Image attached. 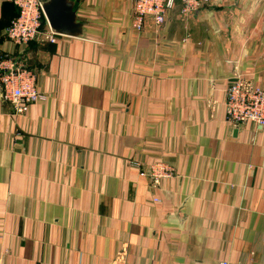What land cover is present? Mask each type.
Instances as JSON below:
<instances>
[{"label":"crops","instance_id":"1","mask_svg":"<svg viewBox=\"0 0 264 264\" xmlns=\"http://www.w3.org/2000/svg\"><path fill=\"white\" fill-rule=\"evenodd\" d=\"M75 1L85 38L20 47L0 0V59L43 94L24 115L0 95L4 264H264V128L224 107L236 76L264 88V0H177L141 30L132 0ZM156 161L175 175H141Z\"/></svg>","mask_w":264,"mask_h":264},{"label":"built area","instance_id":"2","mask_svg":"<svg viewBox=\"0 0 264 264\" xmlns=\"http://www.w3.org/2000/svg\"><path fill=\"white\" fill-rule=\"evenodd\" d=\"M45 0H13L18 14L9 23L6 36L15 45L27 47L32 42H57L60 34L50 26L45 28L43 2ZM208 0H180L182 15L189 17L196 13ZM134 28L141 30L147 19L162 25L175 8L177 0H132ZM0 95L12 104L16 115H24L30 106L43 98L38 90L37 75L22 58L6 55L0 59ZM227 121L234 127L252 122L264 128V88L251 84L242 76H236L226 89L224 101ZM141 175L154 184L173 177L175 172L167 163L139 165ZM158 201V199H155ZM0 264H4L0 256ZM220 264H229L226 261Z\"/></svg>","mask_w":264,"mask_h":264},{"label":"water","instance_id":"3","mask_svg":"<svg viewBox=\"0 0 264 264\" xmlns=\"http://www.w3.org/2000/svg\"><path fill=\"white\" fill-rule=\"evenodd\" d=\"M42 7L55 33L75 38L86 37V27L79 18L75 0H45Z\"/></svg>","mask_w":264,"mask_h":264},{"label":"rangeland","instance_id":"4","mask_svg":"<svg viewBox=\"0 0 264 264\" xmlns=\"http://www.w3.org/2000/svg\"><path fill=\"white\" fill-rule=\"evenodd\" d=\"M209 2H210V0H208L206 3H204V4L200 7V9H201V8H204L205 6H207V5L209 4ZM200 9H199V10H200ZM181 15H182V13H181ZM133 16H134V14H133ZM189 17H191V16H189ZM182 18L185 19V18H187V17L184 16V15H182ZM154 163H164V161H156V162H154ZM154 163H151V164H154ZM151 164H149V165H151ZM149 165H148V166H149ZM167 165H169V164H167ZM169 166L172 168V170H173V172H174V170H175L174 167H172L171 165H169Z\"/></svg>","mask_w":264,"mask_h":264},{"label":"trees","instance_id":"5","mask_svg":"<svg viewBox=\"0 0 264 264\" xmlns=\"http://www.w3.org/2000/svg\"><path fill=\"white\" fill-rule=\"evenodd\" d=\"M17 9V8H16ZM17 14H18V11H17ZM44 21H45V19H43V24H44Z\"/></svg>","mask_w":264,"mask_h":264}]
</instances>
